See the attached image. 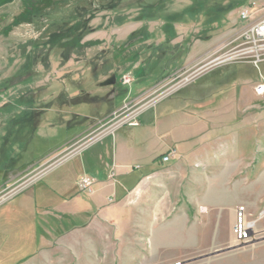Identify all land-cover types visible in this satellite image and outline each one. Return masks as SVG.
<instances>
[{
	"label": "rangeland",
	"instance_id": "rangeland-1",
	"mask_svg": "<svg viewBox=\"0 0 264 264\" xmlns=\"http://www.w3.org/2000/svg\"><path fill=\"white\" fill-rule=\"evenodd\" d=\"M246 5L264 17L260 0H0V205L33 192L32 184L52 169L71 182L83 150L117 126L126 125L128 136L135 129L128 125L151 120L155 106L188 95L255 97L250 124L243 104L235 108L245 126L230 143H245L256 164L264 160V95L255 93L264 58L256 66L235 55L242 42L237 14ZM216 179L205 177L193 189L184 251L169 246L176 244L172 238L185 239L172 230L162 231L161 251L158 225L154 231L148 221L152 229L137 231L138 242L135 232L125 242L115 232L114 242L55 240L24 264H159L161 258L164 264H264V227L257 224L252 240L238 242L236 216L229 224L230 204L246 202L247 193ZM80 192L91 195L94 186ZM217 197L223 207L206 222L200 205Z\"/></svg>",
	"mask_w": 264,
	"mask_h": 264
},
{
	"label": "crops",
	"instance_id": "crops-1",
	"mask_svg": "<svg viewBox=\"0 0 264 264\" xmlns=\"http://www.w3.org/2000/svg\"><path fill=\"white\" fill-rule=\"evenodd\" d=\"M238 14L241 29L244 23ZM170 103L163 108L155 106L151 120L139 117L136 126L128 125L135 128L128 136L126 125L117 126L94 143L91 152L83 150L81 154L85 155L72 172L71 182L55 177L59 170L52 169L32 184L33 192H20L1 204L0 264H24L43 245L61 239L114 242L115 232V238L122 237L118 242H125L127 232H135L132 242H138L137 231L152 229L148 221L154 231L158 228L161 251L167 247L162 234L166 230L183 232L184 241L172 238L176 244L169 246L184 251L193 212V189L205 177H215L222 184L236 183L239 191L247 193L246 202L230 204L229 224L242 204L247 217L258 220V228H263L264 160L256 164L246 153L245 143H230V136L245 126L235 108L243 104L241 114L250 124L256 117V98L250 94L188 95ZM173 150L170 160L164 162L162 157ZM82 174L95 178L91 195L79 190ZM42 183L45 187L40 192L36 187ZM221 202V197L215 201L208 198L200 205L208 211L206 222L214 221L215 212L223 207ZM109 231V240L101 241L102 233ZM158 262L168 260L161 258Z\"/></svg>",
	"mask_w": 264,
	"mask_h": 264
},
{
	"label": "built area",
	"instance_id": "built-area-1",
	"mask_svg": "<svg viewBox=\"0 0 264 264\" xmlns=\"http://www.w3.org/2000/svg\"><path fill=\"white\" fill-rule=\"evenodd\" d=\"M252 5L242 6L239 9V18L244 23L240 29V49H238L235 55H247L251 57L252 62L257 66L264 58V17L256 16L253 12ZM228 59V58H226ZM255 93L257 95H264V81L259 82L255 87ZM134 123L133 125H136ZM174 150L162 157L164 162L170 160ZM95 180L89 175H82L79 178L78 186L83 192L92 193ZM255 227V221H248L247 209L241 205L236 211V220L234 225V235L238 242H247L253 239V229Z\"/></svg>",
	"mask_w": 264,
	"mask_h": 264
},
{
	"label": "trees",
	"instance_id": "trees-1",
	"mask_svg": "<svg viewBox=\"0 0 264 264\" xmlns=\"http://www.w3.org/2000/svg\"><path fill=\"white\" fill-rule=\"evenodd\" d=\"M237 5H238V4H237ZM237 5H236V6H237ZM239 5H240V4H239ZM175 19H176V18H174V16H172V17L169 18L168 21H169L170 23H173L172 21H174ZM170 23H169V24H170ZM168 27H169V26H168ZM167 31L169 32V30H167ZM173 36H175L174 33L172 34V37H173Z\"/></svg>",
	"mask_w": 264,
	"mask_h": 264
},
{
	"label": "water",
	"instance_id": "water-1",
	"mask_svg": "<svg viewBox=\"0 0 264 264\" xmlns=\"http://www.w3.org/2000/svg\"><path fill=\"white\" fill-rule=\"evenodd\" d=\"M115 82V77H113L112 79L106 81L104 84L107 85V84H112Z\"/></svg>",
	"mask_w": 264,
	"mask_h": 264
},
{
	"label": "bare ground",
	"instance_id": "bare-ground-1",
	"mask_svg": "<svg viewBox=\"0 0 264 264\" xmlns=\"http://www.w3.org/2000/svg\"><path fill=\"white\" fill-rule=\"evenodd\" d=\"M255 228H257V221L255 220Z\"/></svg>",
	"mask_w": 264,
	"mask_h": 264
}]
</instances>
